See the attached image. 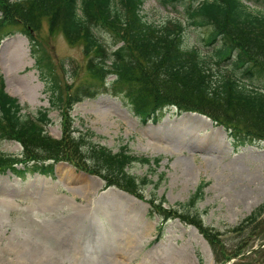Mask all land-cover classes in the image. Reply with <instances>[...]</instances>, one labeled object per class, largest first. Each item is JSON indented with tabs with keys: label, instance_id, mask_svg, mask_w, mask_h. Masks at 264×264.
Wrapping results in <instances>:
<instances>
[{
	"label": "rangeland",
	"instance_id": "obj_1",
	"mask_svg": "<svg viewBox=\"0 0 264 264\" xmlns=\"http://www.w3.org/2000/svg\"><path fill=\"white\" fill-rule=\"evenodd\" d=\"M246 2L264 9V4ZM143 14L156 23L187 18L179 5L161 0H144ZM21 28L0 29V78L27 107L23 113L49 110L47 132L59 138L63 116L52 104L53 93L67 94L92 80L87 58L81 44L51 31L46 17L33 27L34 40ZM206 31L191 26L187 41L206 52ZM41 54L44 66L38 62ZM70 115L73 127L95 132L93 140L115 153L127 146L132 154L160 157L157 165L136 162L127 168L152 182L137 196L63 160L54 161V176L0 172V264H229L217 262L213 246L184 220L185 213L221 233L232 253L242 249L232 264H264V211H259L264 140L239 144L223 125L210 121V126L200 113L177 112L173 106L161 119L143 121L121 97L106 92L75 102ZM22 150L18 141H0L3 153L19 156ZM202 183L196 208H183ZM153 203L164 211L154 212ZM253 213L259 218L256 236H250L252 228L229 232ZM253 244L257 249L252 251Z\"/></svg>",
	"mask_w": 264,
	"mask_h": 264
},
{
	"label": "trees",
	"instance_id": "obj_2",
	"mask_svg": "<svg viewBox=\"0 0 264 264\" xmlns=\"http://www.w3.org/2000/svg\"><path fill=\"white\" fill-rule=\"evenodd\" d=\"M161 1L179 5L186 20L150 21L142 11L144 0H0V29L20 25L34 40L33 27L46 17L51 31L60 30L70 44L82 45L92 77L73 92L53 93L52 104L62 109L63 116L59 139L47 132L52 123L49 110L23 113L24 106L6 92L0 78V140H17L23 146L21 157L0 152V171L53 175L54 165L46 160H63L100 175L107 185L141 196L152 180L131 174L127 168L134 162L150 164L152 159L132 154L127 146L115 153L93 140L95 132L72 125L70 111L75 102L105 92L121 97L143 121L159 120L174 105L179 112L208 116L236 136L239 144L264 139V9L251 8L244 0ZM248 1L264 4V0ZM191 26L207 29L206 52L187 41ZM43 60L39 56V64ZM112 74L116 78L108 81ZM19 162L24 169L16 167ZM154 162L159 164L160 157ZM203 188L204 183L183 208H196ZM260 210L264 211V205ZM153 211L161 214L164 210L153 203ZM187 214L181 216L209 240L217 262L243 252L229 251L220 240L221 233L204 227L196 214ZM257 216L253 213L229 232L252 228L250 236H256Z\"/></svg>",
	"mask_w": 264,
	"mask_h": 264
},
{
	"label": "bare ground",
	"instance_id": "obj_3",
	"mask_svg": "<svg viewBox=\"0 0 264 264\" xmlns=\"http://www.w3.org/2000/svg\"><path fill=\"white\" fill-rule=\"evenodd\" d=\"M10 69H11V68H10ZM8 74H9V73H8ZM14 93H15V94H19V91L16 90V91H14ZM198 117H200L201 120L207 122V123L211 126V122H210V120H208L206 117H203V116H202L203 118H202L201 116H198ZM200 118H199V119H200ZM191 120H198V119H193V118H191Z\"/></svg>",
	"mask_w": 264,
	"mask_h": 264
}]
</instances>
